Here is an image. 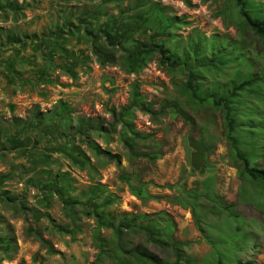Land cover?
<instances>
[{"label": "rangeland", "instance_id": "rangeland-1", "mask_svg": "<svg viewBox=\"0 0 264 264\" xmlns=\"http://www.w3.org/2000/svg\"><path fill=\"white\" fill-rule=\"evenodd\" d=\"M15 1L23 3L16 20L11 12L0 10V131L11 134L16 117L29 121L38 113L54 110L69 113L73 118H93L92 123L103 122L108 128L112 122L109 107L126 104L129 87L137 81L152 112L135 111L136 128L151 135L150 139L136 141L135 148L156 152L160 156L154 160L136 158L130 155L117 134H110L109 141H105L92 133L90 136L102 149L120 156V162H103L104 157L96 158L82 138H76V143L85 149L94 165L93 169L80 170L60 153L49 151L52 143H46V138L33 145L37 139L33 131L29 154H49L47 167L34 157L9 150L1 137L0 174L10 173V178L0 186V239L7 238L11 244L6 247L0 241V264H93L95 260L98 249L91 240L94 219L84 216L81 206L76 207L71 215L56 196L49 199L48 207L39 204L44 195L48 196L39 189L35 180L31 181L33 185L29 178L34 176L44 182L47 175L40 172L43 169L69 172L76 188L73 195L80 196L82 201L90 186L97 183L106 186L118 197V201L108 208L115 222L130 213L164 212L157 217L158 221L162 226L168 220L172 222L170 236L185 243L182 249L194 264H218V259L223 264H264V183L253 181L246 174H238L241 162L226 138L222 110L212 105L213 99L201 105L189 104L184 88L187 72L161 65L158 56L139 73L129 74L119 64L99 65L88 45L76 44L75 40L69 45L75 49H86L91 57L87 72L79 70L72 78L51 68L52 83H38L34 87L22 83V80L34 78L36 70L43 66V60L31 49L29 42L25 49L18 44H8L7 30L39 35L51 29L54 23H61L67 10L77 11L83 5L93 8L100 0H90L91 3L89 0ZM131 1L125 0L123 6ZM187 1L189 4L186 0H161L167 13L185 16L188 25L177 31L184 41L189 34L214 35L233 50L231 56L243 55L220 71L207 72L201 80L204 89L209 92L226 81H237L248 74L263 77L249 91L235 98L231 105L235 126L233 134L238 148L251 166L264 167V54L258 40L248 28L243 27L239 7L233 0ZM246 1L249 10L259 8L264 14V0ZM107 8L112 13L119 9L114 2L107 3ZM65 10L67 12L63 13ZM239 32L243 33L241 38L238 37ZM13 49H19L18 55ZM8 58L15 60L14 83L5 77L8 72L2 61ZM63 104H67L69 109L61 110ZM188 135L200 140L205 147V159L197 170L190 165L192 149ZM120 173L129 181L119 179ZM137 187H143L152 198L141 199L133 195L132 190ZM13 197L14 201L11 200ZM224 204H234L232 210L236 216L225 210ZM35 211L41 213L38 219L34 217ZM54 224L68 226L74 231H77L76 227L80 229L73 239L54 231ZM100 234L113 243L115 238L111 229H102ZM41 237L50 245L44 244ZM124 240L132 247H144L166 264H185L177 262L173 248L156 245L144 232L125 234ZM59 242L68 243L75 254L65 258L51 253L49 248H54L53 244ZM129 261L137 264L132 258ZM99 264L113 262L104 258Z\"/></svg>", "mask_w": 264, "mask_h": 264}, {"label": "trees", "instance_id": "trees-1", "mask_svg": "<svg viewBox=\"0 0 264 264\" xmlns=\"http://www.w3.org/2000/svg\"><path fill=\"white\" fill-rule=\"evenodd\" d=\"M125 0H100L99 4L93 8L83 5L80 10H65L62 22H56L51 29L41 34L14 33L11 29L7 30L6 42L14 45L18 44L22 49L27 47V42L31 44V49L37 53L43 60V66L36 70L33 79L22 80V83H29L37 86L38 83L50 84L53 82L49 69L60 70L66 75L74 78L77 72H87L91 57L86 53V49L70 46L69 43L75 40L76 44L88 45L91 54L95 57L97 63L101 66L119 64L121 68L129 74L139 73L150 61L158 56L161 65L186 71V80L184 83L185 92L188 95V103L201 105L209 102L212 98V105L222 110L225 127L227 129L226 138L231 144L236 157L241 162V168L238 174H246L255 182L264 183V167L251 166L246 156L237 146V139L233 132L235 130L234 117L231 103L235 98L249 91L260 77L259 74H248L239 80H230L211 88L209 92L203 88L201 80L210 70L220 71L232 60L243 57L242 54L234 53L230 47H226L220 41L218 36L206 37L203 33L187 35L186 40L178 34L185 25H188L185 16L171 15L166 12L161 0H132L123 6ZM241 16L243 27L248 28L255 39L258 40L260 51L264 54V14L261 9L249 10L246 0H233ZM91 3V1L89 0ZM116 3L118 11L112 13L107 8V3ZM188 3V1L186 0ZM189 4V3H188ZM71 6V5H70ZM23 3L15 0H0V10L9 11L15 18L21 14ZM74 18V21H73ZM243 32V31H242ZM239 32L241 38L243 33ZM242 41V40H241ZM241 44V42H240ZM16 55L19 49H13ZM4 69L8 73L5 77L11 83L15 82L16 70L15 60L8 58L2 61ZM140 83L134 81L129 87V96L126 104L119 107L111 106L108 112L111 113L112 122L108 128L103 122H93V118L77 116L73 118L69 113L62 111H50L43 114L38 113L29 121L16 117L14 119V130L10 133H2L3 145L8 146L9 150L16 151L21 155L36 158L44 166H49L50 155L43 152L29 154L28 146L33 138V131L37 139L32 143H37L40 139L46 138V143H52L49 151L60 153L69 163L80 170L93 169L90 156L79 144L76 138H82V142L92 152L96 158L104 157L103 162H120V156L112 154L101 146L90 135L95 133L109 141L110 134H117L120 142L129 151L130 155L136 158L157 159L160 154L156 152H146L135 148L136 141L150 139L151 135L139 131L134 123L135 111L140 110L151 113L150 104L145 101L144 95L139 89ZM21 86V85H20ZM222 88V90L220 89ZM69 109L67 104H63L61 110ZM176 110V108H173ZM183 119L189 121V118L183 116ZM76 121V124L75 122ZM44 126V127H43ZM119 127V128H118ZM70 132V133H69ZM53 139L55 142L53 143ZM61 141L60 143H57ZM204 166V165H203ZM47 176L44 182L36 177H30L29 181L35 180L39 189L44 192L43 199L39 201L42 206L50 205L49 199L56 196L61 202L62 207L71 215L78 206L83 208L84 216L94 219V227L91 230V240L98 249L93 264L102 263L103 259L112 260L113 264H131L132 258L137 264H166L154 253L138 245L132 247L130 243L124 240L125 234L142 233L147 235L149 241L163 247H171L175 251L176 260L185 264H194V260L187 255L182 245L170 236V230L173 224L168 220L165 226L158 221L161 213H130L128 217H121L115 222L108 210L109 206L118 201L116 194L110 192L106 186L97 183L89 187V192L83 194L85 200L82 201L78 195H73L76 188L73 186V178L67 171L52 169L41 170ZM10 178V173L0 174V186ZM119 179L129 181L122 173L118 175ZM32 183V182H31ZM34 185V183H32ZM171 187V186H170ZM4 194L7 192L4 191ZM132 194L141 199H149L152 196L143 189L137 187L132 190ZM11 200H15L13 197ZM177 202V201H176ZM186 207V204H182ZM225 210L235 213L232 208L234 204H224ZM34 217L38 219L41 215L39 211L34 212ZM236 216V214H234ZM199 232L202 229L197 224ZM111 229L113 243L101 236L102 229ZM54 231L75 238L79 231L70 229L68 226L53 225ZM6 247L11 243L9 239L2 238ZM44 244L50 243L41 237ZM109 244H113L109 247ZM51 253H57L56 250L49 248ZM218 264L223 261L218 259ZM250 264V263H249Z\"/></svg>", "mask_w": 264, "mask_h": 264}, {"label": "water", "instance_id": "water-1", "mask_svg": "<svg viewBox=\"0 0 264 264\" xmlns=\"http://www.w3.org/2000/svg\"><path fill=\"white\" fill-rule=\"evenodd\" d=\"M187 140L190 148L192 149L190 165L192 168L197 170L202 166L205 159V147L200 140L193 139L190 135L187 136Z\"/></svg>", "mask_w": 264, "mask_h": 264}, {"label": "crops", "instance_id": "crops-1", "mask_svg": "<svg viewBox=\"0 0 264 264\" xmlns=\"http://www.w3.org/2000/svg\"><path fill=\"white\" fill-rule=\"evenodd\" d=\"M65 240V239H64ZM68 243L59 242L57 244H53L54 249L57 251V256L62 255L65 258H69L72 256V253L75 254V250L71 248V246H67ZM80 257L78 260L80 261Z\"/></svg>", "mask_w": 264, "mask_h": 264}]
</instances>
